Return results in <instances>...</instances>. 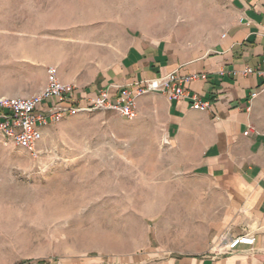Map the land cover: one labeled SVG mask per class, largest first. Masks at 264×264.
Segmentation results:
<instances>
[{
  "label": "rangeland",
  "instance_id": "rangeland-1",
  "mask_svg": "<svg viewBox=\"0 0 264 264\" xmlns=\"http://www.w3.org/2000/svg\"><path fill=\"white\" fill-rule=\"evenodd\" d=\"M212 2L0 0V98L40 92L49 66L89 78L111 62L96 51L102 31H166ZM133 118L67 116L43 129L36 154L0 133V264H126L155 239V195L188 185L152 179L167 151Z\"/></svg>",
  "mask_w": 264,
  "mask_h": 264
},
{
  "label": "crops",
  "instance_id": "crops-1",
  "mask_svg": "<svg viewBox=\"0 0 264 264\" xmlns=\"http://www.w3.org/2000/svg\"><path fill=\"white\" fill-rule=\"evenodd\" d=\"M211 1L166 31L118 39L102 31L96 51L111 62L85 80L76 70L65 76L62 64L58 70L81 99L102 92L114 99L135 81L173 71L198 75L184 84L190 97L181 101L157 92L137 99L133 119L149 122L155 147L167 151L152 179L188 186L157 192L165 200L152 202L163 214L156 237L126 264H264V78L245 73L264 68V0H224V12L222 0ZM193 96L210 109H193ZM194 179L207 186L190 187ZM243 234L254 237L252 246L222 254L223 244Z\"/></svg>",
  "mask_w": 264,
  "mask_h": 264
},
{
  "label": "built area",
  "instance_id": "built-area-1",
  "mask_svg": "<svg viewBox=\"0 0 264 264\" xmlns=\"http://www.w3.org/2000/svg\"><path fill=\"white\" fill-rule=\"evenodd\" d=\"M245 73L257 74L264 78V68H247ZM200 77L206 78V75ZM197 78V74L179 76L177 71H173L165 76L135 81L114 99L103 92L95 97L81 99L73 93L71 84L61 81L57 67L49 66L46 85L40 92L28 96L0 98V133L7 136L15 146L36 154L38 143L43 138V129L50 124L59 122L67 116L95 110L115 111L123 117L132 118L139 97L157 92L168 95L172 100L181 101L190 97L184 84ZM261 90H264V84ZM256 95V91L252 92L251 98ZM193 99V109H210L211 104L208 101H201L196 96H193ZM245 134H248V131ZM253 244L254 237L243 234L223 244L220 250L222 254H228L239 245Z\"/></svg>",
  "mask_w": 264,
  "mask_h": 264
}]
</instances>
